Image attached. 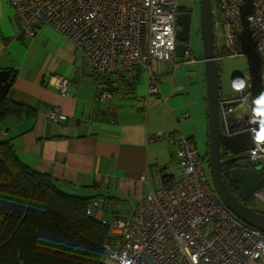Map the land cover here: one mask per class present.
<instances>
[{
    "label": "built area",
    "instance_id": "2783aa9c",
    "mask_svg": "<svg viewBox=\"0 0 264 264\" xmlns=\"http://www.w3.org/2000/svg\"><path fill=\"white\" fill-rule=\"evenodd\" d=\"M214 1L216 61L244 57L250 65L249 71L232 74L228 97L219 96L220 128L250 130L252 146L246 153L250 161L264 163L260 135L264 131V0ZM180 4V0H12L23 35L32 36L41 22L79 49L78 73L95 77L100 97L109 93V84L119 86L121 77L137 75L139 67L146 71L148 93H160L151 61H170L176 67ZM188 56L186 49L182 58ZM47 82L68 95L66 76L50 75ZM46 117L54 122L65 119L57 108ZM173 143L180 176L148 190L129 214L111 222L96 218L109 225L102 264H264V232L238 220L220 202L193 138L178 132ZM140 180L145 181L144 174ZM102 204V197L92 199L86 214L94 216Z\"/></svg>",
    "mask_w": 264,
    "mask_h": 264
},
{
    "label": "crops",
    "instance_id": "0c3cea01",
    "mask_svg": "<svg viewBox=\"0 0 264 264\" xmlns=\"http://www.w3.org/2000/svg\"><path fill=\"white\" fill-rule=\"evenodd\" d=\"M188 58L176 56V67L151 61L159 94L148 93L146 71L139 67L133 91L107 90L100 97L95 77L77 72L82 59L76 46L41 22L32 36L23 35L12 0H0V69L15 73L7 99L36 112L7 116L0 137L13 145L21 162L63 182L66 192L102 197L95 218L105 220L104 208L120 203L128 210L122 215L113 211V218L125 216L148 190L181 175L173 136L179 132L194 139L195 125L205 120L206 96L203 101L195 88L198 95L186 98L195 70L176 72ZM50 75L69 79L68 95L48 84ZM53 108L65 119H48Z\"/></svg>",
    "mask_w": 264,
    "mask_h": 264
},
{
    "label": "trees",
    "instance_id": "16d2710c",
    "mask_svg": "<svg viewBox=\"0 0 264 264\" xmlns=\"http://www.w3.org/2000/svg\"><path fill=\"white\" fill-rule=\"evenodd\" d=\"M137 78L121 77L119 86L109 84L108 90L131 92ZM12 114L32 117L36 112L3 99L0 124ZM223 178L236 195L230 173ZM62 183L21 162L13 145L0 137V264H102L109 225L86 214L91 198L66 192Z\"/></svg>",
    "mask_w": 264,
    "mask_h": 264
},
{
    "label": "water",
    "instance_id": "95a60500",
    "mask_svg": "<svg viewBox=\"0 0 264 264\" xmlns=\"http://www.w3.org/2000/svg\"><path fill=\"white\" fill-rule=\"evenodd\" d=\"M211 0H199V29L202 41L203 56L201 61L205 68V84L207 99V126H208V167L211 182L220 202L238 220L264 232V213L259 212L244 203L252 195L264 193V163L250 161L246 151L252 146L250 130L223 131L219 124V89L221 87L220 72L215 58V32L213 28ZM191 14L188 11L177 14L175 36L176 56H183L188 49L189 27ZM14 73L8 69H0V102L7 98L12 86ZM224 145L234 156L222 159L221 146ZM248 164L234 166L231 169V178L239 186V198L231 192L222 176V167L228 162L244 161Z\"/></svg>",
    "mask_w": 264,
    "mask_h": 264
},
{
    "label": "rangeland",
    "instance_id": "374dc122",
    "mask_svg": "<svg viewBox=\"0 0 264 264\" xmlns=\"http://www.w3.org/2000/svg\"><path fill=\"white\" fill-rule=\"evenodd\" d=\"M180 3L184 5L187 8L192 9L193 16H192V22L190 25L189 30V37H188V49L190 51L189 57L192 60H189L188 63H181L178 68L176 69V72L178 76H180L181 69L184 73L186 70H195L196 75L194 77V81H192L193 84L189 85V93L190 95H187V99H190L194 94L197 96L198 92H194L195 88L201 93L202 99L204 101V97L207 95L206 92V84H205V68L204 63L201 61L203 56V48H202V41L200 37V29H199V0H180ZM215 44H217V37L215 36L214 40ZM224 46L221 48L223 49ZM182 58V57H179ZM178 60V59H176ZM219 72H220V80H221V87L219 89V96L220 98L228 97V94L231 92L229 87V79L234 73H243L250 70V65L247 62V60L244 57H225L222 60H217ZM81 65H79L78 69ZM78 72V71H77ZM194 98V97H193ZM206 99V97H205ZM198 108V107H197ZM198 109H202L199 105ZM206 112H207V106H206ZM205 112V120L201 123L200 126L195 125L197 133L194 135V141L196 144L197 151L199 152L200 156L202 157L203 153L207 151V141H208V126H207V114ZM0 128H3V124L0 125ZM203 167L208 175L210 185L214 191L211 178H210V172L208 167L207 160L203 161ZM215 195L217 196L216 192L214 191ZM218 197V196H217ZM247 205L259 212L264 213V198L262 196L252 195L249 197ZM114 207H107L104 208L105 213V220L108 222H111L113 219V211L115 212L114 215H122L126 212L127 205L120 203L117 206Z\"/></svg>",
    "mask_w": 264,
    "mask_h": 264
},
{
    "label": "flooded vegetation",
    "instance_id": "af4514ba",
    "mask_svg": "<svg viewBox=\"0 0 264 264\" xmlns=\"http://www.w3.org/2000/svg\"><path fill=\"white\" fill-rule=\"evenodd\" d=\"M184 11H188L190 12L191 14V21H190V25H191V22H192V16H193V11L192 9L190 8H187L185 7L184 5L180 4L179 7H178V11H177V14L179 13H182ZM179 28V26H178ZM189 30H190V27H189ZM207 149H208V145H207ZM221 155H222V159H227V158H230L232 156H234V154L230 153V151H228L226 149V147L224 145L221 146ZM202 163L204 160H207L208 162V150L206 152L203 153L202 157ZM244 164H248V161L247 160H244V161H236V162H228L226 163L223 167H222V176L223 175H226L228 176V172L230 173L231 172V169L234 167V166H240V165H244ZM206 172V171H205ZM231 175V173H230ZM225 181V180H224ZM228 183L230 184L231 186V189L234 190V192L236 193V195L239 194V187H238V184L235 185L233 184L231 181L228 180ZM227 185V184H226ZM229 188V187H228ZM238 192V193H237ZM248 202V199L246 201H244L245 204H247Z\"/></svg>",
    "mask_w": 264,
    "mask_h": 264
},
{
    "label": "snow or ice",
    "instance_id": "6c2138e0",
    "mask_svg": "<svg viewBox=\"0 0 264 264\" xmlns=\"http://www.w3.org/2000/svg\"><path fill=\"white\" fill-rule=\"evenodd\" d=\"M261 138H264V131L261 132Z\"/></svg>",
    "mask_w": 264,
    "mask_h": 264
},
{
    "label": "bare ground",
    "instance_id": "6f19581e",
    "mask_svg": "<svg viewBox=\"0 0 264 264\" xmlns=\"http://www.w3.org/2000/svg\"><path fill=\"white\" fill-rule=\"evenodd\" d=\"M260 196H262L264 198V193L260 194Z\"/></svg>",
    "mask_w": 264,
    "mask_h": 264
}]
</instances>
